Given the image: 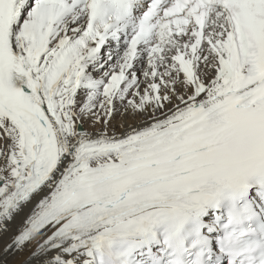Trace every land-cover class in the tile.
Returning <instances> with one entry per match:
<instances>
[{
    "label": "snow or ice",
    "instance_id": "6c2138e0",
    "mask_svg": "<svg viewBox=\"0 0 264 264\" xmlns=\"http://www.w3.org/2000/svg\"><path fill=\"white\" fill-rule=\"evenodd\" d=\"M0 264H264V0H0Z\"/></svg>",
    "mask_w": 264,
    "mask_h": 264
},
{
    "label": "bare ground",
    "instance_id": "6f19581e",
    "mask_svg": "<svg viewBox=\"0 0 264 264\" xmlns=\"http://www.w3.org/2000/svg\"><path fill=\"white\" fill-rule=\"evenodd\" d=\"M121 119L120 115L117 114L115 117V121L118 122ZM21 257H15V258H10V259H20Z\"/></svg>",
    "mask_w": 264,
    "mask_h": 264
}]
</instances>
